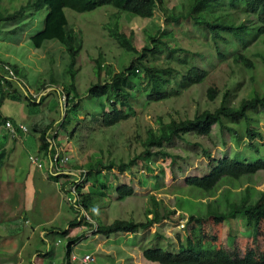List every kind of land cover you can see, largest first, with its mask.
<instances>
[{
  "label": "trees",
  "instance_id": "obj_1",
  "mask_svg": "<svg viewBox=\"0 0 264 264\" xmlns=\"http://www.w3.org/2000/svg\"><path fill=\"white\" fill-rule=\"evenodd\" d=\"M5 1L7 0H0V33L3 23L33 15L36 17L39 12L46 11L42 29L32 37L33 45L42 48L47 41H59L70 56L66 71L70 82L59 80L53 74L49 81H39L41 85L37 89L44 92L66 83L67 88L62 94L68 97V110L72 108L74 112L81 107L77 101L81 95L76 85V67L83 50V39L81 33L70 26L66 10L84 13L104 6H112L116 10L106 23L105 30L123 50L121 69L115 72L113 66L104 64L102 55L99 56L96 73L100 80L92 84L88 91L89 97L97 99L103 109L99 116H91L90 122H98L101 128L114 127L129 120L137 115L138 109L145 102L151 105L179 99L193 88H207L202 93L209 104H216L222 98L219 105L198 109L193 117L185 114L167 121L160 116L159 127L150 128L145 137L140 136L144 151L129 162L121 161L118 164L111 161L105 165V160L99 159L84 166L85 173L81 176L89 183L90 190L84 193L82 186L77 185V204L84 212L92 213L95 195L106 199L111 196L108 194L110 191L113 192V197L122 201L134 196L133 185L124 184L121 180H117L112 188V184L104 176L105 171L112 172L118 167L120 173L124 174L144 160L148 171L155 173L153 158L173 157L174 154L165 148L176 139H187L191 135L211 137L217 130L222 135L223 144L227 143L226 134L236 147L247 144L243 146V155L215 157L210 163L202 164V173L188 176L184 179L183 186H176L177 211L165 212L166 208L163 210L157 197L152 196L146 221L122 218L115 219L111 224L99 221L96 235L111 237L118 233L139 234L181 212L178 218L185 220L182 229L185 243L178 235L177 251H169L167 249H173H165L160 245L147 248L143 251L147 261L155 264H264V191L250 184L243 191L237 187H229L218 193L224 183L241 186L244 180H251L264 171V129L260 126L264 122V0H180L177 4H173L172 0H27L26 5L13 13L12 9L4 6ZM156 12H160L167 23H172L170 26L173 30L160 28L156 33L147 32L148 44L139 49L135 45L134 31L132 34L124 31L119 16L124 13L151 20ZM178 26L181 31L185 29L184 39L195 40L200 35L204 41L198 40L206 50L195 51L192 47L186 49L181 44L182 39L177 37ZM254 42L257 49L252 51L250 46ZM229 61L236 68L231 70L227 79H219L211 72L218 63L229 68ZM0 62L4 67L10 65L11 69L9 71L3 68V73L7 75L0 71V92L4 98L12 90L9 88L15 84L10 72H14L22 80V69L19 65ZM235 69L243 80L236 77ZM104 71L107 78L101 79ZM247 77L250 87L245 89L244 97L238 99ZM24 80L28 81L26 75ZM28 96L32 101H37V97L30 94ZM44 98L45 95L40 98L41 103ZM68 117L61 121L58 130L62 129L72 138L77 135L82 123L76 124L72 132H69ZM7 120L12 119L0 113V127ZM96 127L98 125L95 124ZM51 128L52 126L48 129ZM56 129L57 127H53V131H57ZM43 138H46V134ZM43 149L50 150L53 155L56 152L51 150L48 142ZM205 154L211 157L207 150ZM5 156L6 150H2L0 162ZM91 176L96 178L90 181ZM53 178L60 181L62 177L59 175ZM68 184L66 182L65 185ZM191 194H195V198H191ZM151 214L153 218L149 217ZM233 220L238 221L239 235L234 234ZM81 221L83 218L72 222L71 228L78 227ZM242 234L248 236L243 237ZM77 242L78 239L69 240L66 264H75L72 255Z\"/></svg>",
  "mask_w": 264,
  "mask_h": 264
},
{
  "label": "rangeland",
  "instance_id": "obj_2",
  "mask_svg": "<svg viewBox=\"0 0 264 264\" xmlns=\"http://www.w3.org/2000/svg\"><path fill=\"white\" fill-rule=\"evenodd\" d=\"M179 1L172 0L173 4ZM27 3V0H7L4 6L12 9L13 13ZM114 13L116 10L112 6L84 13L66 10L70 26L81 33L83 39V50L76 67L78 71L76 85L81 95L80 100H77L81 104L77 112L67 108L68 97L62 94L67 88L66 83L53 86L44 92L37 89L38 85H41L39 81H49L53 74L59 80L70 82V78L66 76L70 64L66 48L57 40L47 41L42 48L33 45L32 37L42 29L46 11L39 12L36 17L33 15L2 24L0 61L9 62L13 66L19 65L22 69L20 78L24 80L26 75L28 81H22L14 72H10L15 84L9 88L12 90H9L4 98L0 92V113L11 118L16 124L26 125L29 132L13 137L6 126L0 127V153L3 148L6 150V156L0 162V264H66L67 245L70 239H78L72 255L75 264H155L144 258L145 249L160 245L166 247L165 249H173H167L169 251H177L178 235L185 243L182 234L185 220L178 218L181 212H177L179 216L177 214L170 219L166 218L139 234L118 233L111 237L96 235L99 221L104 224H111L118 218L146 221L152 196L157 197L163 210L166 208L165 212L177 211L176 186H183L186 177L202 173V164L210 163L215 157H236L245 153L243 146L247 144L236 147L229 141L228 134L227 143L223 144L222 135L217 130L211 137L191 135L187 139H176L165 148L174 154L173 157L153 158L152 167L155 173L148 171L144 166V160L124 174L120 173L118 167L112 172H104L112 188L117 180L133 185L134 196L122 201L113 197V192L108 191L111 196L106 199L93 196L92 213L83 211L77 204L79 195L75 190L77 185L82 186L84 193L90 190L89 183L81 176L85 171L84 166L87 167L88 163L99 159H104L105 165L111 161L118 164L121 161L129 162L144 151L140 144V136L145 137L150 128L157 129L160 116L167 121L185 114L193 117L198 109L212 108L219 105L222 100L220 98L216 104H209L202 93V90L206 91L207 88L202 86L193 88L179 99L174 98L151 105L145 102L142 108L138 109L137 115L114 127L101 128L98 122H93L98 125V128H95V124L90 122L91 116H99L103 109L97 99L89 97L88 91L92 84L100 80L96 73L97 60L102 55L104 64L113 66L115 72L121 69L120 59L123 50L105 30L106 23L111 20ZM119 19L124 31L129 34L134 31L135 45L139 49L148 44L147 32L156 33L160 28L173 30L170 26L172 23H167L160 12H156L151 20L131 17L130 14L124 13ZM178 28L177 37L182 39L181 44L186 49L192 47L195 51L206 50L200 45L198 38L204 41L200 35H197L195 40L184 39L185 29L181 31L179 26ZM250 47L255 51L256 42ZM232 63L229 61V68L218 63L211 72L219 79H227L231 70L236 68ZM3 68L11 70L10 65L4 67L0 62L2 73ZM235 70L236 77L243 80L242 75ZM104 75L105 71L101 79L107 78V74ZM246 79L247 81H243L244 89L238 99H242L246 94L245 89L250 87L249 77ZM29 94L37 97V101H32ZM44 95L41 103L40 98ZM76 104L79 105L77 102ZM107 109L108 107L105 110ZM65 117L69 120L67 124L69 132H72L76 124L82 123L83 129L79 128L77 135L72 138L62 129L58 130ZM260 126L264 129V122ZM53 127H57L58 132L53 131ZM7 131L10 136L6 137ZM56 132L58 135L57 141L54 142L56 150L61 155L70 157V162L60 167L62 171L60 181L53 178L56 176L52 173L51 151L43 149L47 143L43 138L44 134L51 133L55 137ZM206 150L211 153V157L205 154ZM34 159L37 162H34ZM160 167L163 169H159ZM94 178L96 177L91 176L90 181ZM76 180L78 182L73 183ZM66 182L69 184L65 185ZM250 184L264 191V171L259 172L251 180H244L241 186L224 183L218 193L229 187L233 189L237 187L243 191ZM189 194L190 191L187 192L188 199ZM191 198H195V194H191ZM149 217L153 218V214ZM82 218L83 221L77 225L78 227L71 228L72 222ZM232 228L234 234L239 235L238 221L233 220ZM87 256H90V259L85 262Z\"/></svg>",
  "mask_w": 264,
  "mask_h": 264
},
{
  "label": "built area",
  "instance_id": "obj_3",
  "mask_svg": "<svg viewBox=\"0 0 264 264\" xmlns=\"http://www.w3.org/2000/svg\"><path fill=\"white\" fill-rule=\"evenodd\" d=\"M2 126H6L8 128L7 130L9 131V133L13 137H18L21 134L29 132L28 127L26 125L16 124L12 120L5 121L4 125H2ZM50 148H51L52 151H54V150L56 151L54 153V155L50 154V158H51V162H52L53 174L59 176V175L62 174V171H61V168H60L61 165L69 163L70 162V157H66V156L61 155V153L58 150H56L54 142H52ZM33 161L37 162L35 159ZM39 166L41 167V165H39ZM56 169H58V170L56 172H54ZM77 182H78L77 180L74 181V183H77ZM76 190H75V192H77ZM88 259H90V256H87V258L84 261L86 262V261H88Z\"/></svg>",
  "mask_w": 264,
  "mask_h": 264
},
{
  "label": "crops",
  "instance_id": "obj_4",
  "mask_svg": "<svg viewBox=\"0 0 264 264\" xmlns=\"http://www.w3.org/2000/svg\"><path fill=\"white\" fill-rule=\"evenodd\" d=\"M6 135V137L7 136H10L9 134H8V131H7V134H5ZM46 140H47V142L48 143H50V146H51V144H52V142H55V141H57V138L56 137H53L51 134L48 136V135H46V138H45ZM44 147V146H43ZM5 148H3L2 150H4ZM43 150V149H42ZM2 152V151H1ZM75 168H77V166H74ZM57 171V169L54 171V172H56ZM52 173H53V169H52ZM55 176H57V175H55Z\"/></svg>",
  "mask_w": 264,
  "mask_h": 264
},
{
  "label": "bare ground",
  "instance_id": "obj_5",
  "mask_svg": "<svg viewBox=\"0 0 264 264\" xmlns=\"http://www.w3.org/2000/svg\"><path fill=\"white\" fill-rule=\"evenodd\" d=\"M51 134V133H50ZM49 136V135H48Z\"/></svg>",
  "mask_w": 264,
  "mask_h": 264
}]
</instances>
